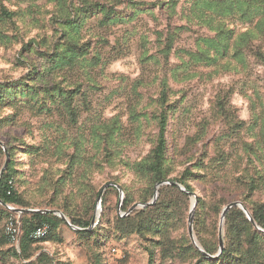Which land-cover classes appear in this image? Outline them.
<instances>
[{
    "label": "rangeland",
    "instance_id": "374dc122",
    "mask_svg": "<svg viewBox=\"0 0 264 264\" xmlns=\"http://www.w3.org/2000/svg\"><path fill=\"white\" fill-rule=\"evenodd\" d=\"M135 1L149 3L153 0ZM76 2L69 0L70 7L76 6ZM182 3L184 0L180 7ZM124 12L129 10L125 8ZM155 16L157 19L141 14L132 21L106 27H101L98 18L92 17L81 29L79 41V45L85 44V57L92 60V66L87 71L52 70L48 61L63 39L53 4L48 0H0V83L26 78L37 71L42 76L40 81H35L38 87H59L72 91V94L78 90L80 94L72 103L75 115L72 118H67L57 110L61 108H53L49 102L45 104L50 108L49 112L27 109L22 105L24 101L20 100H16L14 105L0 106V119L14 120L0 128V143L3 145L0 147V170L7 163L3 174L9 173L13 191L20 201L19 205L0 203V264H40L36 261L40 254L48 255L51 264H88L95 259L99 264H148L147 244L140 236L132 234L121 238L113 230L115 217L121 218L120 215L130 209L122 208L124 193L121 189L123 200L120 207L119 192L114 186L108 188L115 189L116 193L108 188L103 192L98 220L88 230L94 231L90 237H78L76 233L79 231L73 228H80L73 226L62 212L81 215L88 209L92 219L98 193L106 184L118 188L123 185L137 195L142 182L124 163L142 160L153 147L158 125L152 116L156 114L155 101L163 78L167 79L171 89L168 106L171 108L167 112L165 129L171 169L169 178H178L185 170L202 175L203 171L198 169L202 164L210 167L218 150L229 157L228 165L216 169L226 178L190 180L197 202L198 199L208 202L211 198L223 204L218 214L217 234L223 207L239 201L242 196L241 186H233L232 179L238 177L246 166L249 171L253 168L264 170V161L257 162L244 152V143L253 149L259 134V127L253 124L256 122L250 100L257 101L255 113L264 117V66L249 58L245 72L210 77V68L200 67L196 76L185 80L180 76L174 80L170 69L179 64L174 51L194 49L196 36H209V33L203 28L190 26V31H183L176 39L165 63L157 51L156 33L166 30L167 24L172 29L182 26L184 21L179 16L168 20L167 15L159 10H155ZM256 45L264 52V41ZM118 49H121L119 54L114 52ZM145 54L147 59H144ZM153 56H157L158 62L153 60ZM217 99L223 100L235 123H242L240 129L231 133L227 121L212 117ZM131 106L149 117L147 121L140 118L141 125L137 131V123L130 119L128 112ZM113 116H117L121 127V143L108 151L106 144L98 146L93 142L91 134L95 123L107 122ZM202 123L207 126L206 133L199 136ZM195 136L201 138L197 141ZM4 149L8 153L7 162ZM58 152L61 157H58ZM239 155L242 156L241 166L237 160ZM73 161L78 163L73 166L72 181L68 179L64 185H57L61 176L68 175ZM86 168L89 170L87 178L79 183L78 177ZM81 190L88 192L86 196L82 197L84 192L80 193ZM187 196L185 230L173 235L185 232L189 239L187 221L192 199ZM70 198H73L71 203ZM252 200L264 204V194L256 193ZM8 208L23 212L20 214ZM27 211H58L71 226L57 216L45 214L56 217L62 224L55 232H48L45 238L31 244L28 260L16 259L13 252L20 255L22 233L14 242L5 235L4 227L11 218L18 222L20 228L21 218L33 214ZM194 212L195 209L193 219ZM209 221L205 217L204 226L199 225V230L211 229Z\"/></svg>",
    "mask_w": 264,
    "mask_h": 264
},
{
    "label": "trees",
    "instance_id": "16d2710c",
    "mask_svg": "<svg viewBox=\"0 0 264 264\" xmlns=\"http://www.w3.org/2000/svg\"><path fill=\"white\" fill-rule=\"evenodd\" d=\"M58 15V24L62 32V43L57 47L56 53L49 61L52 70L79 69L87 71L92 66V60L85 57V44L79 45L80 32L87 20L92 17L98 18L101 27L132 21L137 15L147 14L157 19L155 10L164 12L167 19L179 16L184 21L182 26L170 29L167 24L166 30L157 32L156 43L158 54L167 63L173 50L176 39L183 31H190V26L205 29L209 36H196L194 49H178L174 51L179 64L170 69L172 78L183 76L190 79L196 76L197 68H210V77L229 72L241 73L248 69V59L253 58L264 66V52L256 45L264 41V0H184L183 6H179L182 0H153L149 3L135 0H112L102 3L101 0H76V6L69 5V0H48ZM124 5L123 7H121ZM73 8V9H72ZM129 12H124V9ZM180 9V10H179ZM4 36V35H2ZM3 38V37H2ZM6 38V36H5ZM121 49L114 50L119 54ZM113 51V49H112ZM114 53V54H115ZM147 54L144 59H147ZM158 62L157 56L152 57ZM99 60V53L96 61ZM45 70V69H44ZM42 76L37 71L31 72L26 78H19L12 82L0 83V106L14 105L16 100L24 101L22 105L27 109L50 111L46 108L49 102L53 108L72 118L74 111L72 103L79 91H65L59 87H38L35 81H40ZM155 105L156 114L152 120L158 125L153 147L148 155L140 161L124 163V166L142 182V188L137 195L125 186L120 185L124 193L122 208L126 210L134 203L147 204L153 196L155 185L160 182L170 184L162 186L158 190V197L153 206L135 210L126 217H115L113 230L118 237H126L137 234L147 244L145 251L148 255V264H264V234L254 229L245 215L237 208L230 209L224 221V245L221 253L215 259L205 257L197 250L187 238L186 233L173 235L174 232L185 230L186 213L188 211V193H193L190 185L192 178L216 180L226 178L219 174L216 169L228 165V155L221 150L217 151L215 161L210 167L202 164L198 171L202 175L185 170L178 178H169L171 174L170 161L167 158L168 146L165 137L171 89L167 79L163 78L160 83ZM257 99L258 94L256 95ZM257 101L250 100L251 111L254 117V127H259V134L254 143V148L244 143V152L250 154L255 161H264V117L255 113ZM262 108V105L260 106ZM154 110V112H155ZM130 119L137 123L140 129L141 120H148V114L136 112L133 106L128 109ZM153 112V113H154ZM263 112V108L261 109ZM213 118H222L227 121L231 133L240 129V124L235 123L221 99H217L213 110ZM11 118L0 119V128L4 123H13ZM205 122V121H203ZM206 125L202 123L199 128V136L206 133ZM120 124L117 116L111 117L107 122H97L93 125L92 138L98 146L106 144L107 150L121 143ZM252 129V128H251ZM198 136V135H197ZM195 136L197 141L201 137ZM226 136V135H224ZM223 136V137H224ZM229 136V135H228ZM219 140H223L219 139ZM218 140V142H219ZM218 147V145H216ZM35 152V149H31ZM40 150L37 151L39 153ZM1 155V150H0ZM58 157L60 152L57 153ZM231 157V156H230ZM249 159V157H247ZM238 163L241 166L242 156L239 155ZM78 161L71 162L67 176H61L57 185H64L68 179L72 181L73 166ZM236 163V162H235ZM89 166V163L86 164ZM88 168L78 177V182H84L87 178ZM66 173V172H65ZM233 186H241L242 196L238 199L249 212L255 224L264 230V204L252 200L254 194H264V170L248 167L240 171V175L232 179ZM182 185L186 192L180 191L171 183ZM108 190L116 193L113 188ZM84 192L83 190L80 193ZM88 192H84L82 197ZM65 199V198H64ZM66 200V199H65ZM70 203L73 198H70ZM67 200V202L69 201ZM220 201L210 198L208 202L198 199L193 219V229L197 241L204 253L209 256L217 255V221L218 214L223 206ZM0 203L5 205H19L17 194L13 191L9 173H4L0 179ZM59 209V208H58ZM70 211V210H69ZM73 226L80 228L76 233L78 237H90L94 231H85L90 226L91 216L88 209L81 215L75 212H62ZM210 219L211 229L202 232L199 225L204 226V218ZM20 255L13 252L16 259L28 260L31 244L38 242L29 238L30 233L37 227L47 225L49 232H55L60 220L52 215L33 213L24 215L20 222ZM37 263L51 264V258L46 254L37 257ZM88 264H99L92 260Z\"/></svg>",
    "mask_w": 264,
    "mask_h": 264
},
{
    "label": "water",
    "instance_id": "95a60500",
    "mask_svg": "<svg viewBox=\"0 0 264 264\" xmlns=\"http://www.w3.org/2000/svg\"><path fill=\"white\" fill-rule=\"evenodd\" d=\"M0 147L3 148L2 143H0ZM4 154H5L6 162H7V160H8V153H7V151L5 149H4ZM6 164L7 163H5L4 166H3V168L0 170V179L2 177V174L4 172V168H5ZM168 184H170V183H168V182H160V183H158L154 187L153 198H152V200L150 202H148L147 204H135L132 207H130V209L126 213L120 215V217L128 216L130 213H132L135 210L143 209L145 207L153 206L154 203H155V200L158 197V190H159V188L162 187V186H164V185H168ZM171 184L174 185V186H176L180 191L186 192L185 189L181 185H178L176 183H171ZM111 186H114L118 190V192H119V204H118V207L121 206V203H122V200H123L122 191L117 186H115V185H110V184L104 185L101 188V190L99 191V193H98V197H97V207H96V210L94 212V215H93V217L91 219L90 226L87 229H85V231H88V230L92 229L96 225V221L98 220L99 213H100V205H101V199H102L103 192L105 191L106 188L111 187ZM188 195L192 199V203H191V207H190V211H189V215H188V221H187L188 237H189L191 243L194 245V247L197 250H199L205 257L211 258V259H215L221 253V251L223 249L224 220H225V216H226L227 212L230 209H232V208L239 209L245 215V217L251 223V225L254 227V229H257L258 231H260V232H262L264 234V230L260 229L255 224V222L251 218L249 212L245 209V207L242 205L241 202H239V201L231 202V203L227 204L225 207H223V209L221 211V214H220L219 225H218V234H217V239H218V253H217V255H215L213 257L207 255L206 253H204V251L202 250L201 246L199 245V243H198V241H197V239H196V237H195V235L193 233V228H192L193 211H194V209L196 207V204H197V196L194 193H188ZM8 209L11 210V211L20 213V214H22V212H23V211L14 210V209H11V208H8ZM27 212H29V213H41V214H52L54 216L59 217L61 220L65 221L66 224H68L69 226H71L70 223L67 221V219L64 217V215H62L58 211H27ZM73 229L74 230H77V231H81L80 229H76V228H73Z\"/></svg>",
    "mask_w": 264,
    "mask_h": 264
},
{
    "label": "built area",
    "instance_id": "2783aa9c",
    "mask_svg": "<svg viewBox=\"0 0 264 264\" xmlns=\"http://www.w3.org/2000/svg\"><path fill=\"white\" fill-rule=\"evenodd\" d=\"M5 235L8 237L11 241H18V238L20 236V228L19 224L14 219H8L7 223L4 227ZM49 232V228L46 225L39 226L35 228L29 235V238L33 241H39L42 240L47 236Z\"/></svg>",
    "mask_w": 264,
    "mask_h": 264
}]
</instances>
